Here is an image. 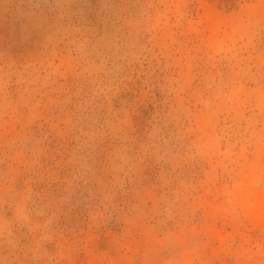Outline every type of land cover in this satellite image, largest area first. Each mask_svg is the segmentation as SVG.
I'll return each mask as SVG.
<instances>
[{"label":"rangeland","instance_id":"obj_1","mask_svg":"<svg viewBox=\"0 0 264 264\" xmlns=\"http://www.w3.org/2000/svg\"><path fill=\"white\" fill-rule=\"evenodd\" d=\"M0 264H264V0H0Z\"/></svg>","mask_w":264,"mask_h":264},{"label":"bare ground","instance_id":"obj_2","mask_svg":"<svg viewBox=\"0 0 264 264\" xmlns=\"http://www.w3.org/2000/svg\"><path fill=\"white\" fill-rule=\"evenodd\" d=\"M216 17H214V16H211V17H209V19H208V23H209V25H210V27H212V28H215V27H217L218 25H216V24H218L217 22H218V19L216 18ZM217 28H215V30H216ZM260 195V194H259ZM259 197V196H258ZM260 197H261V195H260ZM261 199V198H260ZM255 207V206H254ZM251 211H252V208H251ZM253 212V211H252ZM255 212H257V209H256V211ZM255 212H253V213H255ZM262 213H260V215H261Z\"/></svg>","mask_w":264,"mask_h":264}]
</instances>
